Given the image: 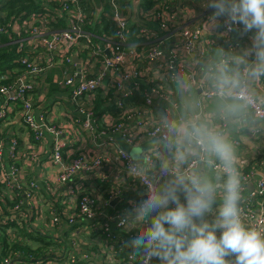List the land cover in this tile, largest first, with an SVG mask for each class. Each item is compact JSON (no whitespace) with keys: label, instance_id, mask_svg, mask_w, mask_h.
Masks as SVG:
<instances>
[{"label":"crops","instance_id":"obj_1","mask_svg":"<svg viewBox=\"0 0 264 264\" xmlns=\"http://www.w3.org/2000/svg\"><path fill=\"white\" fill-rule=\"evenodd\" d=\"M164 1L170 5L176 20L169 24V29L163 31H159V26L155 23L156 28L150 29L155 35L149 40V43L158 45L164 51V59L149 63L145 58V48L152 44L137 45L138 55L134 57L135 64L149 80H137L134 85L132 80L126 82L124 89L127 95L124 96L120 91L108 87V74L104 84L95 92L91 104L85 101V98L80 100V105L84 108L91 107L94 111L88 126L85 125L86 115L79 111V105L74 104L70 98V88L58 85L60 78L73 76L75 73L76 79H80L77 68L78 57L72 56L75 65L66 67L65 64L58 63L47 68L41 73L40 82L33 93L34 99L39 96L46 112V121L69 132V134L62 132L67 139L62 148L63 159L70 160L79 154L90 158L101 157V166L80 171L69 181L58 183L57 171L49 159L54 137L47 134L45 139L35 140L33 134L20 122L18 109L13 107L8 112L10 122L7 130L18 139L21 156L18 160L17 177L8 179L12 186L11 197L22 200L25 208L23 213L25 220L22 227L19 230L16 229V234L21 237L19 241L37 250L32 253L36 259L18 250L10 252L11 258L16 262L21 264H115L120 262L126 250L131 252V249L118 252L113 248L118 247L120 239L128 241L132 237L131 233L117 229L110 217L118 211L127 210L131 203H138L142 199L143 188L131 179L129 172L118 158L116 149L128 151L132 146L139 144L145 149V155H149L150 158L146 161L144 155L139 162L140 166L149 172L155 171L154 165L158 163L155 156L157 145L153 141L158 138L148 137L140 123L147 121L152 124L161 120L162 116L177 121L178 117L186 119L201 111L207 116L215 112L218 103L216 97L205 101L201 107L196 106L200 92L211 88L210 75L217 64L226 62L230 69L237 68L233 63V57L250 45L252 33H237V37L234 38L232 34L221 36V28L210 31L208 22L213 10L206 7V0ZM128 2L130 4V0ZM49 10L51 14L47 15L49 16L47 20L49 21L52 15L57 18V22L50 23L49 27L65 28L67 24L62 18L63 14L55 8H49ZM198 27L202 29L198 48L204 47V52L202 55L187 54L183 44L188 34ZM174 47L179 52L176 63L186 68L196 69V81L180 79L177 82H171L165 74L163 66L169 58V50ZM100 67L99 63L92 62L88 74L97 73ZM238 70L243 71V66H239ZM143 82L149 84L143 92L144 102L137 104L127 102L126 99L131 95L134 87L138 88ZM154 86L159 92H151L148 102L147 94ZM247 87L264 103V76L249 80ZM165 93H167V99L162 97ZM166 106L172 108L169 114L163 112ZM211 124L227 135L238 157V168L243 167L247 170L254 168L255 178L264 177V120L255 119L246 107L229 120L212 115ZM115 127L117 129H114ZM126 129H130L134 135L135 139L131 144H128L123 136ZM4 162L6 166H9L8 158H5ZM30 181L36 183V188L33 190V197L28 199L25 192ZM255 182V179L249 181L246 192L243 193L253 190ZM105 189L106 192H104ZM111 190L113 194L110 193ZM85 191L93 193L95 208L100 212L91 220L78 214V197ZM181 200L183 202V197ZM248 202L256 207L259 200L252 198ZM52 209H55L54 212H58L62 217L60 221L53 222ZM69 217L74 218L73 223L67 221ZM105 223L111 228V237H107L102 230V225ZM25 227L31 232L51 237L55 241V246L49 248L43 243L33 242L26 236L31 232H26ZM37 254L39 256H36ZM139 262L140 259L137 257L124 264ZM153 264L158 262L153 261Z\"/></svg>","mask_w":264,"mask_h":264},{"label":"clouds","instance_id":"obj_2","mask_svg":"<svg viewBox=\"0 0 264 264\" xmlns=\"http://www.w3.org/2000/svg\"><path fill=\"white\" fill-rule=\"evenodd\" d=\"M206 7L213 10L210 31L252 33L251 43L233 57L236 69L221 62L211 72L213 114L161 117L155 171L140 166L145 149L139 144L124 152L133 162L129 174L146 186L144 198L120 220L135 233L123 247L140 264H264V234L241 219L238 157L211 124L212 115L229 120L245 109L252 102L247 82L264 76V0H206Z\"/></svg>","mask_w":264,"mask_h":264},{"label":"built area","instance_id":"obj_3","mask_svg":"<svg viewBox=\"0 0 264 264\" xmlns=\"http://www.w3.org/2000/svg\"><path fill=\"white\" fill-rule=\"evenodd\" d=\"M45 7L42 12H32L28 17L22 18V20L15 21L13 17H10L5 27L0 22V33H3L5 28L9 27V34L11 36V43L17 45L19 51L27 49V56L21 55L19 57V63L22 65L20 70H15L14 76L10 82L6 85L0 86V183L4 184L0 191V222L6 226V231L12 240L17 238V241L21 239L16 234V229L22 227V223L25 220L24 203L22 200L13 199L11 197V184L9 178H16L18 175V160L20 156L19 143L15 135L11 131L7 130L9 127L8 112L11 108L16 107L20 122L24 127L33 134L35 140L41 141L45 139L47 134H51L54 137L52 150L49 155L51 163L54 165L58 183H65L69 181L73 175L80 171L91 170L95 167H99L102 164L101 157L90 158L84 154L70 159L64 160L62 157V148L66 144V137L62 134L69 132L62 130L61 128L52 125L46 121V112L42 107L39 96L37 99L33 98V93L40 82V75L47 68L61 63L67 65H75L73 55L79 58V78L76 79L75 74L58 80L59 86H66L70 88V98L74 104L79 105V111L86 115L85 125L88 126L90 120L94 114L91 107L84 108L80 105V100L85 98L89 104L94 100L95 92L101 87L105 79L109 74L108 87L113 90L120 91L124 96L127 95L124 89V84L129 81H135L146 79L148 77L145 73L141 72L136 64L134 57L138 54L136 46H131L127 49L116 50L113 48V43L108 39H102L100 41H93L91 33L83 28L86 22L92 21L88 10L81 6L80 2L83 0H42ZM119 1L123 0H107L106 2L113 8L112 18L115 23V36L118 42L124 43L127 39L130 25L128 24L129 17L131 15V8L128 0L123 1L124 9L126 12H122L119 9ZM49 8H55L63 14L67 26L63 29H52L49 27L50 23L57 22V18L53 15L47 20L50 13ZM140 17L148 22L156 23L159 31L169 29V24L174 23L176 17L174 12L171 11V7L166 1L156 3L154 7L142 10L139 8ZM240 26H237L239 29ZM153 30L139 27L137 36L141 37L149 45L145 48V58L149 63L157 62L164 59V51L153 43H149V40L155 35ZM202 34L201 28H195L191 31L184 44L183 49L187 54L193 55L198 53L202 55L204 47L198 48V39ZM231 32H225L224 28H221V36L230 35ZM152 35V36H151ZM182 51V43L180 45ZM109 53V54H108ZM169 58L163 66L165 74L168 76L171 82H177L180 79H187L190 82L196 81L197 71L191 67L186 68L182 64H177L179 52L175 47L168 52ZM92 62L99 63L101 65L100 70L92 75H89L90 66ZM161 64V63H159ZM117 73V74H114ZM11 73L4 72L0 74V82L8 80ZM249 90V89H248ZM151 92L158 93V88L153 87L147 94V101L149 102ZM249 93L252 97V102L247 106L251 115L258 120H264V103L262 100ZM164 99H167V93L162 94ZM215 97L212 88L201 90L200 97L196 102L197 107H201L205 101ZM120 105V103H119ZM173 107H175L173 105ZM171 107H164L163 112L169 114ZM196 115L201 117H208L205 113L199 112ZM184 118L178 117L177 121ZM145 129V134L148 137L159 138L163 134V127L161 120H157L154 123L144 121L140 123ZM149 125V126H148ZM148 126V127H147ZM114 129H117L115 127ZM125 141L128 144L134 141V135L130 132V129H126L124 132ZM117 148V156L122 161L125 169L129 172V168L133 162L127 159L124 155L126 150H120ZM34 157V156H33ZM10 160L9 166L5 165L4 159ZM145 160L149 161V155H145ZM241 173V197L244 202L240 203L241 219L245 227L255 228L264 234V177H254V168H238ZM131 179L138 183L143 188V195L146 193V186L137 178ZM255 179L254 188L250 192H246V185L249 181ZM49 186V185H48ZM36 188V183L30 181L28 188L25 192L28 199L33 197V190ZM109 191V189H107ZM106 192V189L105 191ZM111 194L114 192L111 190ZM246 196V198H245ZM258 199V206L253 207L249 204L250 199ZM95 197L93 193L89 191L82 192L77 201L78 214L86 219H93L96 214L100 213L95 208ZM135 203V202H134ZM130 204L129 208L132 207ZM127 209V210H128ZM55 209H52L54 212ZM124 211H118L114 213L110 219L114 221V225L117 229L125 233H131V237L135 234L132 231H125L120 225V220L123 217ZM7 216H5V215ZM5 216V217H4ZM62 219L58 212L53 213V222H58ZM69 223L74 222L73 217L67 219ZM102 230L106 233L107 237H111V228L108 224L102 225ZM124 239L119 240L117 248H113L118 252H122ZM129 251L126 250L125 256L120 262L115 264H124V262L133 261L129 256ZM0 264H14L12 259L8 256L0 258ZM140 264V262L138 263Z\"/></svg>","mask_w":264,"mask_h":264},{"label":"trees","instance_id":"obj_4","mask_svg":"<svg viewBox=\"0 0 264 264\" xmlns=\"http://www.w3.org/2000/svg\"><path fill=\"white\" fill-rule=\"evenodd\" d=\"M107 0H103L104 10L99 17V21L93 27L91 21L86 22L83 25V28L91 33V37L93 41H100L102 39H108L113 43V48L116 50L127 49L131 46H142L148 44L141 37L137 36V32L139 30V26H130L129 32L127 35V39L124 43H120L117 41L115 36V23L112 18L113 8L106 2ZM126 2V0H123ZM123 1H119V9L122 12H126V8L124 9ZM164 0H141L140 8L142 10H146L148 8L154 7L156 3L162 2ZM44 1L42 0H0V22L2 25H6L9 21L10 17H13L15 21L22 20V18L28 17L32 12H42L45 7ZM81 6L88 10L90 14V18L92 19L94 8L91 4V0H83L80 2ZM142 19V18H141ZM9 27L5 28L3 33H0V74L4 72L11 73V76L8 80L1 81V85H6L10 82L14 76L15 70H20L22 65L19 63V57L21 55L27 56V49H23L21 51L18 50L17 45L11 43V36L8 33ZM161 34V33H160ZM234 38L237 35L233 36ZM149 86L145 82L140 83V86L134 87L131 95L126 99L127 102L132 103H143L144 102V91ZM247 169H245L246 171ZM4 184L0 183V191L1 187ZM16 200V199H15ZM5 215V214H3ZM7 216V215H5ZM4 216V217H5ZM19 230V228H17ZM26 232H31L26 229ZM22 232V229H21ZM24 234V233H23ZM18 235V234H17ZM19 236V235H18ZM26 236L32 240L33 242L43 243L46 247L55 246V241L51 239V237L46 236L41 233H27ZM23 241H17V238L12 240L9 238L6 226L0 222V255L12 257L10 252L13 251H21L26 256H32L36 259V257L32 254L36 249H32L30 246L20 243ZM54 243V244H52ZM23 255V257H24ZM36 256H39L38 254ZM12 259V258H11ZM14 264H21V262H16L13 260Z\"/></svg>","mask_w":264,"mask_h":264},{"label":"water","instance_id":"obj_5","mask_svg":"<svg viewBox=\"0 0 264 264\" xmlns=\"http://www.w3.org/2000/svg\"><path fill=\"white\" fill-rule=\"evenodd\" d=\"M91 4L94 8L93 16H92V26L94 27L97 24V21L101 15V13L104 10L103 0H91ZM141 4V0H130V7H131V15L128 20V24L130 26H139L145 29H155L156 24L153 22H148L143 19H141L139 15V6ZM237 33H244L240 30H234L231 32V34L234 36ZM109 54V53H108ZM77 68L79 70L80 65L79 62H77ZM243 199H241L242 201Z\"/></svg>","mask_w":264,"mask_h":264}]
</instances>
